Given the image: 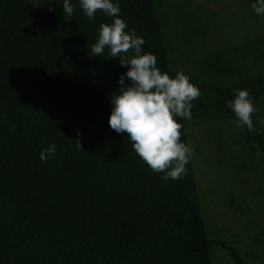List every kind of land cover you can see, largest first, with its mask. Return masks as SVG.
<instances>
[{
	"label": "trees",
	"instance_id": "1",
	"mask_svg": "<svg viewBox=\"0 0 264 264\" xmlns=\"http://www.w3.org/2000/svg\"><path fill=\"white\" fill-rule=\"evenodd\" d=\"M116 2L128 29L144 39V52L170 77L180 71L177 53L210 31L196 12L170 23L161 11L167 0ZM71 3L68 20L63 0H0V264H214L215 246L243 264L207 232L191 156L186 174L164 181L126 134L108 126L109 100L127 69L107 47L98 57L89 51L100 23L112 19L98 10L89 21L78 0ZM262 64L264 35L212 51L195 74H185L200 90L191 120L175 118L187 147L192 123L235 118L225 103L233 89H248L257 112L264 75L241 73ZM256 112L247 140L264 158ZM49 144L56 154L42 163ZM237 202L231 195L236 211Z\"/></svg>",
	"mask_w": 264,
	"mask_h": 264
},
{
	"label": "rangeland",
	"instance_id": "2",
	"mask_svg": "<svg viewBox=\"0 0 264 264\" xmlns=\"http://www.w3.org/2000/svg\"><path fill=\"white\" fill-rule=\"evenodd\" d=\"M161 11L170 23L181 12L199 13L209 23L205 39L177 53L175 67L187 75L196 73L208 53L264 35V16L253 13L250 0H167ZM244 70L241 76L264 75V64ZM256 116L264 120L263 103ZM247 135V127H237L236 118L192 123L188 148L210 238L233 247L243 264H264V244L259 242L264 231V158ZM231 195L238 199L237 211L230 206ZM213 259L214 264H239L223 246H215Z\"/></svg>",
	"mask_w": 264,
	"mask_h": 264
},
{
	"label": "clouds",
	"instance_id": "3",
	"mask_svg": "<svg viewBox=\"0 0 264 264\" xmlns=\"http://www.w3.org/2000/svg\"><path fill=\"white\" fill-rule=\"evenodd\" d=\"M78 5L89 21L98 10L112 19L111 23H100L89 54L98 57L107 47L109 57L118 58L119 64L127 69L119 76V88L109 100L108 126L118 134H126L135 154L150 170L163 173L162 180L180 179L186 174L191 150L180 140L183 125L175 118L191 120V102L200 96L199 88L182 71L170 77L156 66V56L142 48L144 39L134 29H128L120 17L116 0H78ZM251 8L255 15L264 16V0H252ZM62 10L71 20L74 12L71 0H63ZM233 93L234 99L225 103L234 113L236 126L254 131L253 97L246 88L233 89ZM257 123L264 126V120ZM79 135L77 130L74 143L77 147ZM55 154V144H49L40 151L39 159L43 163Z\"/></svg>",
	"mask_w": 264,
	"mask_h": 264
}]
</instances>
